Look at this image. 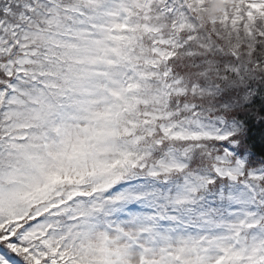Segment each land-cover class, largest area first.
<instances>
[{"label": "snow or ice", "instance_id": "6c2138e0", "mask_svg": "<svg viewBox=\"0 0 264 264\" xmlns=\"http://www.w3.org/2000/svg\"><path fill=\"white\" fill-rule=\"evenodd\" d=\"M0 264H264V0H0Z\"/></svg>", "mask_w": 264, "mask_h": 264}]
</instances>
